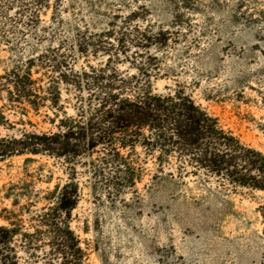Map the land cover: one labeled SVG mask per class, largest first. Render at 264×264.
Masks as SVG:
<instances>
[{"label":"rangeland","instance_id":"374dc122","mask_svg":"<svg viewBox=\"0 0 264 264\" xmlns=\"http://www.w3.org/2000/svg\"><path fill=\"white\" fill-rule=\"evenodd\" d=\"M34 7L30 0H0V75L27 67L42 86L56 77L40 66L45 51L75 71L98 68L107 61L99 48L116 37L164 32L166 44L147 52L158 77L151 80L155 93L184 92L224 131L264 155V0H47L38 19ZM126 51L143 60L142 48ZM121 62L118 69L133 74ZM75 94L60 85L58 116L48 104L36 112L18 104L8 114L12 133L54 132L63 113L74 114ZM120 155L118 167L110 157L100 164L96 153L0 163V211L12 208L4 199L10 187L29 192L19 204L32 215L47 191L71 184L78 199L69 228L85 264H264L263 192L180 159L158 163L140 147Z\"/></svg>","mask_w":264,"mask_h":264},{"label":"trees","instance_id":"16d2710c","mask_svg":"<svg viewBox=\"0 0 264 264\" xmlns=\"http://www.w3.org/2000/svg\"><path fill=\"white\" fill-rule=\"evenodd\" d=\"M30 1L38 19L47 0ZM165 36L160 31H144L136 39L116 37L106 48H99L106 55L103 66L78 71L61 55L45 51L38 56L40 66L56 77L42 86L27 67L4 70L0 75V163L14 157H27L24 164L34 162L33 157L70 161L96 153L100 164H108L105 158L110 157L109 162L118 167L123 162L122 150L140 147L156 155L158 163L180 159L187 167L264 193L261 152L224 131L216 118L184 92L155 93L151 80L158 77L147 52L165 45ZM78 43L77 52L85 54L86 48L80 40ZM131 47L142 48L143 60H137L136 52L127 53ZM120 61L128 63L133 74L121 72L117 67ZM60 85L76 93L74 114L63 113L54 132L12 133L15 124L8 114L18 104L26 103L35 112L48 104L58 116ZM13 187L4 195L12 208L0 211V264H85L80 242L69 228L78 199L76 186H54L32 215L19 204L29 192L23 189L15 194ZM26 213L27 224L22 219Z\"/></svg>","mask_w":264,"mask_h":264}]
</instances>
